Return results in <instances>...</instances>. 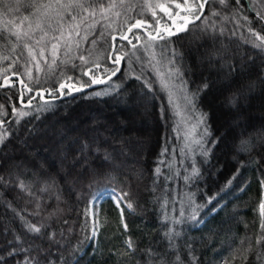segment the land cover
<instances>
[{"label": "trees", "instance_id": "trees-1", "mask_svg": "<svg viewBox=\"0 0 264 264\" xmlns=\"http://www.w3.org/2000/svg\"><path fill=\"white\" fill-rule=\"evenodd\" d=\"M159 2L165 3L166 0ZM229 3L235 7V0H229ZM249 3L250 0H241V14L247 15L252 21L251 26L261 31ZM213 7L218 8L219 5H206L204 15L210 17ZM157 14L162 24L172 25V21L158 9ZM132 15L140 18L136 12ZM144 19L151 21L150 13H146ZM210 19L217 20V29L221 27L223 22L218 18ZM122 22L123 18H120L113 24L116 33L120 32ZM180 23L177 18V26ZM241 23L244 21L241 20ZM223 26L226 29L234 27L231 22ZM187 27L189 31L170 37L171 46L182 54L178 67L187 81L188 91L196 94L194 101L207 122L210 135L208 160L198 162L189 179L184 172L174 174L171 158L175 159L178 148L174 115L166 94L152 73L146 72L138 80L136 77L139 75L130 77L124 65L117 77L109 82L103 85L91 83L93 78L107 80V77L118 73L111 75V70L117 67L108 58L112 29L105 30V36L91 47V59L99 63V68L93 67L92 63L81 65L79 60H75L73 63L77 67L61 65L48 75H45V68L39 74L41 82L30 84L36 89H54L59 81L71 76L76 87L83 85L82 89L91 88L88 91H73L71 95L53 93V96L46 92L44 99L36 96L32 108H23L19 103L23 86L9 73L15 86L0 88V104L8 113L0 119L11 131L0 150V175L9 181L25 180L35 196L21 192L11 182L7 187L0 188V264H28L29 258L31 264H264V245L255 243L257 236L264 234L260 227L264 216L259 209L260 203L264 202V184L261 183L264 181V146L256 147L255 141L262 134L264 136V117H261L264 116V51L239 39L240 33L245 31L243 28L237 36L228 32L219 35L214 29L204 30L203 17ZM100 31L102 29L97 26V34ZM133 31L140 33L141 30ZM261 35L264 36V31ZM211 40L216 44L214 47L213 43L210 44ZM193 41L198 43L196 49L191 46ZM120 42L123 46L127 45L123 40L116 41L117 44ZM222 46L235 55L242 51L247 62L244 70L240 68L242 59L239 55L233 59L228 52L224 62L234 65L235 71H230L228 66L225 70L219 69V63L212 64L214 70L211 65L199 66V58L204 52ZM84 47L89 49L90 45L85 44ZM120 51L123 53L122 49ZM89 68L91 72L84 75ZM105 68L109 72L105 73ZM33 76H36L35 70ZM21 79L28 83L26 78ZM215 80L226 81L219 88ZM115 81L120 86L113 93L103 96L93 94ZM145 81L152 82L151 91L144 86ZM205 82L208 87L202 89ZM249 84L253 85L251 89ZM234 93L237 99L231 104L232 108L222 111L221 102L226 105L228 97ZM34 94L28 93L24 99ZM135 100L149 105L150 109L144 116L154 125L150 136L147 130H136L134 133L142 140H153L148 142L147 150L143 152L145 158L132 168L127 156H140L119 143L123 142L120 138L123 137L127 143L134 144L131 131L135 122L129 117L130 112H135ZM44 101H48L46 110L38 114L39 119L34 118L37 115L35 108L43 105ZM12 105L32 114L19 118L17 123ZM101 109L108 112L104 116L105 127L99 125L88 129L80 125L76 131L66 132L65 139H73L75 143L69 149L65 148V142L61 143L62 147H54L57 157L62 156V159L50 163V170L44 172L35 158L29 160L24 157L25 147L46 148V145L36 141L40 136L38 129L49 125L53 119H57L62 127L68 119L79 117L84 110L99 112ZM118 120L130 123L127 138H124V132H114L118 130ZM242 122H246L244 133L238 135L237 131L227 130L231 124L240 125ZM104 136L106 139L102 140ZM237 145L243 148L239 154H235L233 149ZM47 149L50 150V147L47 146ZM124 153L128 155L120 156ZM232 156L234 159L230 161ZM14 162H21L22 167L14 168ZM24 162L30 163L29 171L22 172L28 169ZM13 172L18 173V177L11 175ZM138 175L140 178H137ZM229 180L232 181L230 185ZM184 186L192 194L190 213L205 206L195 222L203 221L200 227L180 215V196ZM41 188L48 190L40 191ZM109 189L120 195L128 194L123 200V213L111 199L103 201L97 208V237H94L91 202ZM210 197L214 199L208 203ZM30 200L32 203L28 202ZM37 200L39 209L36 208ZM9 203L11 207H8ZM128 203H131V208L127 207ZM222 204L225 206L216 215L206 219L207 213ZM34 211H40V217L32 216ZM22 217L32 221L43 218L50 225L49 231L56 233L54 242L43 236L35 240L25 237ZM17 235L27 242H16L14 237ZM127 241H131L132 248H128Z\"/></svg>", "mask_w": 264, "mask_h": 264}, {"label": "snow or ice", "instance_id": "snow-or-ice-1", "mask_svg": "<svg viewBox=\"0 0 264 264\" xmlns=\"http://www.w3.org/2000/svg\"><path fill=\"white\" fill-rule=\"evenodd\" d=\"M213 3L218 4L219 7L212 8L210 17H216L223 22L218 29L216 27L217 20H211L209 16L204 15L205 6ZM249 7L254 12L255 20L261 26V31H264V0H250ZM242 8L241 0H235V7L230 5L229 0H166L165 3H161L159 0H155V2L154 0H0V10H2L0 11V17H2L0 18V65H3L0 67V78H2L0 88L15 86L11 82L9 73L11 77H16L24 89L19 94V103L23 108H32V102L36 96L39 95L43 99L45 92L49 96H53V93L71 95L73 91H81L83 85L76 87L72 83L73 78L71 76H68L66 80L59 81L54 89H36L30 84L41 82L39 74L44 72L45 68L47 69L45 75H48L54 73L61 65L77 67L73 63L75 60H79L81 65L92 63L93 67L99 68V63L91 59V47H94L105 36V30L112 29V33H109L111 44L108 52V58L112 63L119 65L121 60L128 58L126 62L130 64L132 58L139 61L144 54H147L148 65L156 73L161 88L168 93L169 103L173 105L174 109L180 107L177 104V99L183 104L191 106L196 94L188 93L187 81L183 79V73L178 67L182 54L170 46V37L180 32L189 31L188 23H194L203 17L205 31L214 29L219 35L228 32L231 36H237L240 29L243 28L245 31L240 33L239 39L255 49L264 51V36L261 35V31H257L251 26L252 21L247 15L241 14ZM157 9L172 21L171 26L167 23H161ZM133 12H136L140 18L132 15ZM146 13H150L151 21L144 19ZM120 18H123L121 30L116 33L113 24ZM177 18L181 21L179 26H177ZM241 20L244 21L243 24ZM227 22L233 23L234 27L226 29L223 24ZM97 26L102 29L98 34L96 32ZM134 29L141 31L136 33L133 31ZM129 34H132L137 42L144 40V43L140 45L144 49L141 56L136 55V52L139 51L138 44H134L132 39H129ZM90 37L94 38L90 39ZM118 39L131 45V50L121 53L120 49L124 46L116 43ZM161 41L165 42L163 46L160 45ZM85 44H89L90 48L85 49ZM156 49L159 51L157 52ZM227 51L222 46L220 49L206 53L204 59L209 65L219 63L223 67ZM228 67L230 71L236 70L234 65H228ZM13 69H17V71H13ZM33 70L36 72L35 77ZM119 70L118 67L112 69L111 75H115ZM104 71L107 73L109 69L105 68ZM89 72H91V68L85 71L84 75H88ZM21 77L26 78L28 83H25V79H21ZM107 78L110 79V76ZM136 79H141V76H137ZM103 82L105 81L98 78L91 80V83ZM151 84V81H145L144 86L151 91ZM207 87L208 84L205 82L202 89ZM252 87V84L248 85L249 89ZM66 88L68 89L67 92L64 91ZM28 93L35 94L25 100L24 97ZM101 94L96 93V95ZM236 99L237 95L234 93L229 99V103H235ZM47 105L48 101H44L43 105L35 108L37 115L34 118L39 119L38 114L46 110ZM12 113L17 117V123H19V118L32 114L23 111L16 105H12ZM7 115L4 105L0 104V116ZM204 122L205 118L201 115L197 123L200 125ZM208 134V130L205 128L203 135L207 136ZM10 135L11 131L6 127V122L0 119V150ZM14 167L19 169L22 165H15ZM11 175L18 177L19 174L13 172ZM10 182L21 192L35 196V192L25 180L9 181L4 175H0V188L7 187ZM231 182L229 180L228 184L230 185ZM261 183L264 184V181ZM47 190V188L40 189V191ZM112 195L116 196L115 191L112 192ZM127 195V193H122L116 196L118 207ZM56 199L59 200V197L57 196ZM213 199L214 197H210L208 203H211ZM28 202L32 203L31 200ZM8 207H11V203L8 204ZM127 207L131 208V203H128ZM36 208H40L38 200ZM259 209L261 215L264 216V202L260 203ZM13 212L19 217V213L15 212V209ZM31 215L40 217V211H34ZM22 221L25 237H31L35 240L43 236L54 242L56 233L49 231L50 225L43 218L32 221L28 217H22ZM260 227L264 233V222L261 223ZM94 235L95 227L93 229ZM14 239L18 243L27 242L20 235L15 236ZM255 243L264 245V234L258 235ZM127 244L128 248H132L131 241H127ZM28 264H31V258H29Z\"/></svg>", "mask_w": 264, "mask_h": 264}, {"label": "rangeland", "instance_id": "rangeland-1", "mask_svg": "<svg viewBox=\"0 0 264 264\" xmlns=\"http://www.w3.org/2000/svg\"><path fill=\"white\" fill-rule=\"evenodd\" d=\"M129 39H132L134 44H138V48L139 51L136 52L137 56H141L142 53H144V49L143 47H140V45H142L144 43V40L137 42L134 38V36L130 35ZM146 40V37H145ZM122 42H120L119 44H121ZM124 43L127 44V42L125 41ZM164 41L160 42V45L163 46L164 45ZM213 43V47L215 42L213 40L210 41V44ZM196 43L195 41H193V43H191L192 47H196ZM123 45V44H121ZM222 45V43H221ZM171 46V45H170ZM172 47V46H171ZM226 48V46H225ZM123 52H128L131 50V45H126L124 47L121 48ZM196 49V48H195ZM227 49V48H226ZM156 51L158 52L159 49H156ZM233 59H235V56H238L242 59L241 62V69H245V65H247V62L244 61V55L242 53V51H240L239 54L235 55L232 54V52L227 51ZM206 53L209 52H204L203 56H201L199 58V66L203 67V65L209 66V63L207 62L206 59H204V56ZM128 58L125 59V63L124 65L127 66L129 73L128 75L130 77L139 75L141 76V74H144L146 72L152 73L155 78L156 81L159 82L160 81L158 79V77L156 76V73L153 72L150 68V66L148 65V56L147 54H144L141 59L139 61H137L135 58L131 59V63L129 64L128 62H126ZM229 65V63L224 62V66L219 67V69H224L225 67H227ZM118 67V66H116ZM211 68H213V70L215 69L214 67H212V65L210 66ZM226 69V68H225ZM224 69V70H225ZM224 81L226 80H215L216 82V86L220 88V85L225 83ZM119 82L115 81L112 82L108 85H106V87H103L101 89H99L98 91H94L93 94L96 95V93H102L100 96L103 95H108L113 93L114 91H116V89L119 87ZM161 86V85H160ZM162 89V88H161ZM163 90V89H162ZM188 90V88H187ZM164 93L167 96V100H168V93L163 90ZM188 93L190 94V92L188 91ZM255 94V92L253 93ZM252 94V95H253ZM231 97L229 96L227 99V103L226 105H223V103L221 102V106L223 107L222 111H227L228 109H231L232 106L229 103V99ZM169 102V100H168ZM136 103V108H133V110L135 112H130L131 120H133L135 122V126L133 127V125L131 127L132 128V142L135 144L131 145L129 143H127L128 141H126L125 139H123V137L121 140H125L124 144L119 143L124 145V147H129L128 150H134V152H137L138 155L140 157H131L128 154L124 153V154H120V156L122 155H128L127 159L130 162V166L132 168H136L137 165L142 162L143 158H145V155L143 154V152H145L147 150V146H148V142H152V138H150L151 140H142L141 137H137L134 133L136 132V130H147L148 135L150 136L151 132H152V128L154 123L151 122L150 120L148 121L147 119H145L144 114L146 113V111H149L150 107L149 105L146 104V102H140L138 100H135ZM170 104V103H169ZM177 104L180 105L179 108L174 109L173 105L170 104V108L172 111V114L174 115V123H175V130H176V135L178 138V148H176V155H175V159L173 157L172 160V166L175 168V175L177 174V171H181L184 172L185 175H187V179L190 178L191 174L193 173V170L197 169V164L198 162H204L208 155H209V151H210V145H209V138L210 135L208 134L207 136L203 135L204 129L207 128V122L205 120L204 124H200L198 125L197 120L198 118L202 115L201 112L197 109L196 103L193 99V104L191 106L185 105L183 104L179 99H177ZM39 107V106H38ZM262 108H264V105L262 106ZM102 111L99 112H89L87 110H84L82 112V114L79 117L76 118H71L68 119L67 123H65V126H60L59 122L57 121V119H53L54 121L51 123H49V125H44L41 129H38V132L40 133L39 138L36 140L40 145H46V148L39 150L37 148H29V147H25L26 150L24 152V157L29 159V160H33V158L36 159V162L40 165V167L42 168V171H48L50 170V163H54L55 161L61 160V158H58V154L57 152H55L54 147H62L61 143L65 142V148L69 149L71 147V145L73 143H75L74 141H72L73 139H65V133L66 132H72V131H76L78 129V126L82 125L85 126V128L88 129H95L97 126L99 125H103L105 127V118L104 116L108 114V112L105 109H101ZM112 114H114V112H111ZM137 113V115H136ZM179 113V114H178ZM116 115V114H114ZM262 118L264 116H261ZM133 118V119H132ZM264 119V118H263ZM119 123V127L118 130H114V132H123L126 133V136H124V138H127L129 135V130L130 129V123L126 122L124 120H118L117 121ZM227 123V122H226ZM228 125V123H227ZM246 126V122H242L240 125L238 124H231V127L228 128L227 130H234L235 132L237 131L238 135H240L241 133H244L246 131L245 129ZM52 127V128H51ZM108 132H111L110 129H107ZM106 130V132H107ZM134 130V131H133ZM129 132V133H128ZM145 133V132H144ZM209 133V131H208ZM262 134V133H261ZM148 135H145L146 137H149ZM262 137L260 139H255V141L257 142V146L256 147H263L264 146V136L263 134L261 135ZM225 137V136H224ZM106 139V137L104 136L102 138ZM149 139V138H148ZM66 140V141H65ZM149 143V144H150ZM27 146H29V144H27ZM47 146L50 147V150L47 149ZM45 147V146H44ZM234 152L235 154H239L242 152L243 148L240 147V145L235 146ZM124 150V149H122ZM233 156L230 159V161H233ZM64 161V160H63ZM21 162H14V166L15 165H21ZM24 164L27 165L28 169H24V171H29L30 167V163L28 162H24ZM49 164V165H48ZM13 166V167H14ZM15 168V167H14ZM49 168V169H48ZM62 174V173H61ZM60 174V175H61ZM137 178H140V176L138 175ZM114 190H108L105 191L103 193H101L100 195H98L91 203V217H92V224H93V229L95 227V235L94 237H97V223H96V214H97V207L106 199H111L113 201V203L117 206L116 203V196H119L118 193H116V196L112 195V192ZM118 207V206H117ZM119 212L122 214L123 213V202L119 205L118 207Z\"/></svg>", "mask_w": 264, "mask_h": 264}, {"label": "bare ground", "instance_id": "bare-ground-1", "mask_svg": "<svg viewBox=\"0 0 264 264\" xmlns=\"http://www.w3.org/2000/svg\"><path fill=\"white\" fill-rule=\"evenodd\" d=\"M208 157H209V155H208ZM208 157L205 161L208 160ZM187 189L188 188H186L184 186L183 192L180 196L181 197V199H180V215L186 216L191 222L194 223V225H197V227H200L203 221L200 223H197V224H195V222H197V220L199 218V213H201L203 210H205V206H202L201 209L195 213H190V209L192 206V199H191L192 194ZM224 206L225 205L222 204L219 207L212 210L210 213H207L208 215H207L206 219L210 218L213 215H216ZM194 216H195V219H193Z\"/></svg>", "mask_w": 264, "mask_h": 264}, {"label": "water", "instance_id": "water-1", "mask_svg": "<svg viewBox=\"0 0 264 264\" xmlns=\"http://www.w3.org/2000/svg\"><path fill=\"white\" fill-rule=\"evenodd\" d=\"M90 89V88H89ZM81 91H83V90H81Z\"/></svg>", "mask_w": 264, "mask_h": 264}]
</instances>
